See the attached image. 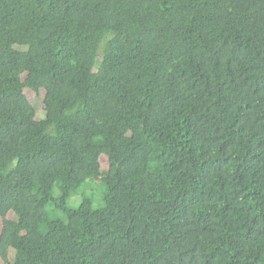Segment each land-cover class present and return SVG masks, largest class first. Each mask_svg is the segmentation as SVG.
Here are the masks:
<instances>
[{
    "label": "trees",
    "instance_id": "16d2710c",
    "mask_svg": "<svg viewBox=\"0 0 264 264\" xmlns=\"http://www.w3.org/2000/svg\"><path fill=\"white\" fill-rule=\"evenodd\" d=\"M0 218L3 264H264V0H0Z\"/></svg>",
    "mask_w": 264,
    "mask_h": 264
},
{
    "label": "rangeland",
    "instance_id": "374dc122",
    "mask_svg": "<svg viewBox=\"0 0 264 264\" xmlns=\"http://www.w3.org/2000/svg\"><path fill=\"white\" fill-rule=\"evenodd\" d=\"M25 93H26L27 97L29 98V100L32 102V104L35 106V109L37 111V118L43 119L45 117V110L43 107L44 92L41 91L39 94H37L36 92H34L32 90L26 89ZM101 165H102L103 170H106L109 167L108 158L106 156H101ZM89 181L91 182V180H89ZM89 181H87V183L85 185H83L79 191H77L73 194V196L69 200V206L77 207L82 200L83 194H88L89 196H91L93 198L94 207H99L101 204H103V201H101L100 197L103 196V192H104L105 188L104 187H98L97 192L95 190L92 192L91 189H87L88 192H86V188L88 186ZM94 182H96L97 185H100V179H97ZM9 217L14 218L15 216H14V214L11 213L9 215ZM2 224H3V220H2V218H0V234L2 231ZM15 255H16V251L14 249H10V259L11 260L15 259ZM0 264H3V260L1 258V256H0Z\"/></svg>",
    "mask_w": 264,
    "mask_h": 264
}]
</instances>
